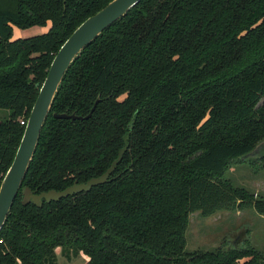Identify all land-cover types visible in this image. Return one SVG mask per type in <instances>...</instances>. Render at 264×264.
I'll return each mask as SVG.
<instances>
[{
    "label": "trees",
    "instance_id": "trees-1",
    "mask_svg": "<svg viewBox=\"0 0 264 264\" xmlns=\"http://www.w3.org/2000/svg\"><path fill=\"white\" fill-rule=\"evenodd\" d=\"M109 1L0 0V182L54 55ZM47 25L11 39L13 26ZM254 148L245 159L264 166V0H140L66 70L0 229V264H56L58 246L82 264H264L249 243L185 250L190 212L264 215V190L222 178Z\"/></svg>",
    "mask_w": 264,
    "mask_h": 264
},
{
    "label": "water",
    "instance_id": "water-1",
    "mask_svg": "<svg viewBox=\"0 0 264 264\" xmlns=\"http://www.w3.org/2000/svg\"><path fill=\"white\" fill-rule=\"evenodd\" d=\"M140 0H111L104 7L81 22L60 46L54 55L47 74L39 88L37 97L32 105L26 120L23 134L16 148L13 159L0 182V229L12 206L14 198L28 169L29 162L34 153L41 127L50 110L58 86L74 58L81 50L90 44L105 28L124 16L127 11ZM84 117L75 115L53 113L56 118L82 119L88 118L92 110ZM256 148L242 155V158L253 155ZM86 187V184L69 187L66 190ZM64 192V191H63ZM62 192L50 191L46 196L57 195ZM40 197V196H38ZM37 197V198H38Z\"/></svg>",
    "mask_w": 264,
    "mask_h": 264
},
{
    "label": "rangeland",
    "instance_id": "rangeland-1",
    "mask_svg": "<svg viewBox=\"0 0 264 264\" xmlns=\"http://www.w3.org/2000/svg\"><path fill=\"white\" fill-rule=\"evenodd\" d=\"M47 28L48 25L25 29L13 26L11 39L41 34ZM8 115L9 110L0 109V120L6 119ZM242 159L233 160L223 172L222 178L256 196L264 190V166H260L254 158ZM228 243H249L264 251V215L256 212L251 205L235 210L218 209L209 215H203L200 211L189 213L185 229L186 251L211 250ZM55 251L56 264H82L88 258L83 252L67 257L60 246Z\"/></svg>",
    "mask_w": 264,
    "mask_h": 264
},
{
    "label": "built area",
    "instance_id": "built-area-1",
    "mask_svg": "<svg viewBox=\"0 0 264 264\" xmlns=\"http://www.w3.org/2000/svg\"><path fill=\"white\" fill-rule=\"evenodd\" d=\"M21 123H25L23 119L20 120Z\"/></svg>",
    "mask_w": 264,
    "mask_h": 264
}]
</instances>
